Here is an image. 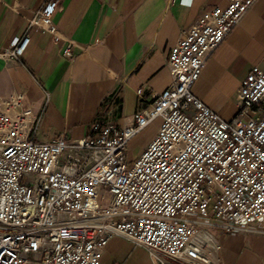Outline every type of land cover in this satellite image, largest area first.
Returning a JSON list of instances; mask_svg holds the SVG:
<instances>
[{
  "label": "built area",
  "instance_id": "2783aa9c",
  "mask_svg": "<svg viewBox=\"0 0 264 264\" xmlns=\"http://www.w3.org/2000/svg\"><path fill=\"white\" fill-rule=\"evenodd\" d=\"M256 1L213 6L186 28L168 55L171 83L124 127L103 114L83 138L35 141L39 118L24 94L0 95V264H102L115 236L154 264H224L218 234L264 221V70L242 80L232 120L193 88ZM57 6L39 9L0 58L21 61L34 31L63 40ZM156 120L132 159L130 140Z\"/></svg>",
  "mask_w": 264,
  "mask_h": 264
},
{
  "label": "crops",
  "instance_id": "0c3cea01",
  "mask_svg": "<svg viewBox=\"0 0 264 264\" xmlns=\"http://www.w3.org/2000/svg\"><path fill=\"white\" fill-rule=\"evenodd\" d=\"M48 1L0 0V46L23 35ZM229 1L58 0L53 21L63 40L56 42L51 34L34 31L21 61L0 58V95L24 94L39 118L35 141L61 135L83 138L103 114L124 127L140 106L152 102L171 83L168 55L183 31L207 9ZM69 41L73 59L64 55ZM255 65L264 70V0L256 1L212 53L194 93L232 120L239 110L241 82ZM158 124L159 120L151 123L129 145L145 134L141 152ZM218 237L224 264H264V221ZM122 238L130 241L113 237L102 264H126L130 250Z\"/></svg>",
  "mask_w": 264,
  "mask_h": 264
},
{
  "label": "rangeland",
  "instance_id": "374dc122",
  "mask_svg": "<svg viewBox=\"0 0 264 264\" xmlns=\"http://www.w3.org/2000/svg\"><path fill=\"white\" fill-rule=\"evenodd\" d=\"M144 135L145 134L138 135L136 140L134 138V143H131L129 145V155L131 158L133 157L132 159H134L140 153L138 152L139 145L140 142L144 139ZM126 241L127 242L124 244V246H128L127 249L130 250V256L126 261V264H154L152 261V257L147 249L140 247L139 245H135L133 244V242H130L128 240Z\"/></svg>",
  "mask_w": 264,
  "mask_h": 264
}]
</instances>
